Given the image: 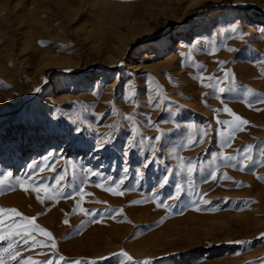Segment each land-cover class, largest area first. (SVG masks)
Here are the masks:
<instances>
[{"label": "rangeland", "instance_id": "obj_1", "mask_svg": "<svg viewBox=\"0 0 264 264\" xmlns=\"http://www.w3.org/2000/svg\"><path fill=\"white\" fill-rule=\"evenodd\" d=\"M260 99L264 0H0V208L53 237L18 261L264 264Z\"/></svg>", "mask_w": 264, "mask_h": 264}, {"label": "snow or ice", "instance_id": "obj_2", "mask_svg": "<svg viewBox=\"0 0 264 264\" xmlns=\"http://www.w3.org/2000/svg\"><path fill=\"white\" fill-rule=\"evenodd\" d=\"M236 29L233 28V32H235ZM228 74L225 73V76H227ZM201 80L205 79L202 75L200 77ZM211 79V78H209ZM225 83H227V81H225ZM37 91H39V89H37ZM233 91V88H225V87H219L218 88V92L219 94H225L227 92H231ZM220 98V97H217ZM256 103H264V99H260L255 101ZM253 102L249 101V106H251ZM155 106V105H154ZM259 110V109H258ZM225 113H229V109L227 107H225L224 109ZM130 119V117L128 118ZM233 125L232 127V131L234 132L237 129L243 130L241 128V126L247 125L248 121L242 119L241 117L234 115L233 114ZM219 123V121H218ZM225 127H228L227 125ZM77 131H79V129H77ZM234 138L231 135H229V138L227 140H225V146H230L231 143V139ZM148 139H152V138H148ZM155 140L157 142H159L161 140L160 136H156ZM110 141H103V142H98L97 143V148L98 149H102L105 147V144L109 143ZM192 141H189V145H191ZM134 147L133 141H129L128 145H127V149L126 152L131 150ZM155 151V149L153 150ZM241 151V153L246 157L247 161L249 163H241L239 165V170L240 171H245L248 167L250 163H255L256 161L253 160V157L251 155H248L250 152H252V146H247L246 148L239 150ZM262 152H264V149H261ZM223 159L225 161H231L233 159H235V157H223ZM153 160H155V157H153ZM153 161H149V163H151ZM145 167H147V164L144 165ZM194 165L189 163L187 166V172L189 177L192 175L193 171H194ZM40 171H44V169H40ZM11 176V173L8 174H4V175H0V186H2L4 184V181L6 179H8V177ZM211 178L213 180L216 179V175L213 173L211 175ZM25 179H28L29 183H32L33 186L31 189H29L28 187H25L24 184H20V188L22 191L28 192L29 190L34 191L37 193V200L40 201L41 203H43V201L40 198V193L41 192H45L47 193L49 188H56L59 183L61 178L57 177L56 178V183L55 184H51V185H47L44 186L43 185V180L40 181H35L33 183V179L31 178V173L29 174V177H26ZM167 179L168 177L165 176L164 177V181L163 183H161V187L164 186L165 183H167ZM260 179H264V177H261ZM124 181L121 180L119 183L116 184V188H120V185L123 183ZM109 191L114 192V189L109 188ZM80 192H83V188L79 189ZM114 194H119V193H115ZM181 195V186L179 184L176 185V191H175V195L172 196V199L177 200L179 199ZM51 198V197H50ZM199 210V209H196ZM95 215V214H93ZM35 220L36 217H23L22 214L14 208H0V243L3 242H7V247L4 249V251L6 253H9L8 258L13 260V261H18V257H20L22 255V253L20 251H17L16 249L21 245H28V248L31 249L32 247L35 246H39V247H48L49 245L46 244H38V242L35 240L34 236L32 235L33 233H40L42 234L44 237H46L48 240H52V234L46 230H44L43 228H40L38 225L35 224ZM65 224L68 223L67 220L64 221ZM239 243V242H236ZM51 247H55V244L53 243L51 245ZM119 255L122 256H126V253L121 252ZM128 260H131V257H128ZM61 261H64V257H53L51 259H49L48 261H45L44 264H60ZM0 264H5V257L0 256ZM18 264H38V262L36 261H32V260H19ZM65 264H67V262H65ZM72 264H83L82 261H75L72 262ZM145 264H147V262H145Z\"/></svg>", "mask_w": 264, "mask_h": 264}]
</instances>
